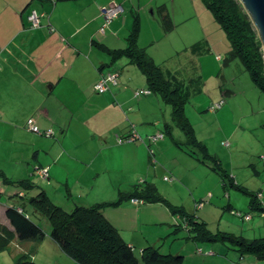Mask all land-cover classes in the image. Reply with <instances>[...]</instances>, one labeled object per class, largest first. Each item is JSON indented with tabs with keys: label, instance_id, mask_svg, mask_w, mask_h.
Returning <instances> with one entry per match:
<instances>
[{
	"label": "crops",
	"instance_id": "0c3cea01",
	"mask_svg": "<svg viewBox=\"0 0 264 264\" xmlns=\"http://www.w3.org/2000/svg\"><path fill=\"white\" fill-rule=\"evenodd\" d=\"M1 2L0 127L8 128L12 140L22 143L26 150V153L21 151L23 157L17 155V161L14 158L11 163L14 172L5 174L9 175L8 182L41 188L52 203L70 209L74 205L96 203L87 204V196L75 194L73 187L93 188L95 180L104 181L108 177L103 186L107 189L103 194H97V199H101L98 202L110 203L103 208L104 216L120 229L129 244H143L147 241L148 225L159 219L157 215H150L148 208L153 207L144 203L146 201L137 204L130 201L126 191L120 189V178L143 173L156 176V172L167 171L171 176L173 173L180 176L186 167L178 172L176 159H184L190 165L195 161L186 158L202 156L199 150H188L178 144L185 139L181 138L171 119V105H165L168 102L159 92L150 90L147 96L152 99L147 97L141 103L142 96L136 95L135 91L148 88L141 83L142 71H137L139 68L126 54H113V50L126 47L128 33L136 21V43L156 62L157 57L150 48L157 39L158 26L161 24L163 34L168 31L161 18L166 14L173 21L166 4H157L156 0ZM112 3L120 4L122 11L102 31L100 9ZM31 9L41 13L37 26H31L27 20ZM108 71L118 72V83L111 90L96 92L94 81ZM224 92L233 90L229 88ZM218 99H223L222 95ZM156 107L163 109L162 115L154 109ZM29 117L41 129H52V135L30 131L25 124ZM157 133L163 136L151 139ZM127 135H135V139L118 142V137ZM38 168H45L47 175L40 176ZM34 174L42 177L40 186L31 180ZM116 183L118 187H115ZM46 187L53 188L52 193ZM28 190L35 191L33 188ZM21 193L28 197L24 189ZM13 201L16 203L10 198L0 200V221L7 225L5 209ZM197 201L199 199L193 198L194 204ZM198 203L196 207L201 204ZM226 206L231 204L227 202ZM184 215L193 225L194 214ZM186 223L189 224L183 220V225L178 224L179 228L190 234L191 225ZM48 232L37 243L15 238L23 247L11 260L32 249V245H36L37 250L46 239L63 264H78L50 239ZM178 253L183 256L182 252ZM32 256L37 259L34 253Z\"/></svg>",
	"mask_w": 264,
	"mask_h": 264
},
{
	"label": "rangeland",
	"instance_id": "374dc122",
	"mask_svg": "<svg viewBox=\"0 0 264 264\" xmlns=\"http://www.w3.org/2000/svg\"><path fill=\"white\" fill-rule=\"evenodd\" d=\"M1 1L0 6L3 4ZM156 1L157 4H166L174 26L166 29V34L160 30L161 24L158 26L155 37L157 39L150 48L157 57L154 62L163 74L170 76V88L184 97V114L200 144L204 145L205 156L217 157L220 167L228 173L226 178L234 177L238 185L229 184L227 181L224 185L213 161L204 160L203 156L186 158L195 161V164L190 165L184 159H176L178 172L186 167L181 177L174 173L175 177L171 176L168 171L156 172V176L152 173L146 176L143 173L140 176L121 177L120 189L126 191V194L134 187L144 186L149 182L155 185L160 195L157 200L144 202L153 207L148 208L149 213L157 215L159 222L150 223L147 241L133 248L138 252L141 245L151 244L164 253L182 252V264H264V259L258 258L254 253L240 256L236 250L237 245L224 236L226 232L247 238L264 235V215L258 210L249 211L247 194V191L257 192L259 200L264 201V88L252 78L249 69L238 55L229 58L231 41L228 33L204 0ZM239 4L240 12H246L240 1ZM256 32L258 35L257 29ZM260 47L262 50V46ZM137 71L141 73L140 69ZM144 78L145 75L142 74L141 83L147 86ZM115 86L112 85L111 88ZM229 88L233 92H224ZM221 95L223 100L219 104L220 107L212 109L211 105L219 102L221 99L217 98ZM139 96H142L141 103H144L147 97L152 99L147 94ZM161 103L163 105L162 99ZM154 109L160 115L163 114L162 108ZM166 115L170 118L168 112ZM161 126L165 128L164 125ZM176 127L181 138L185 139L183 130ZM22 146V143L12 140L8 128L0 127L2 201L16 199L15 193L19 188L24 189L27 196L35 194L36 189L29 191L23 188V183L12 184L13 181L8 182L9 175H5L13 174L11 163L14 158L17 161V155L23 157L21 151L26 153ZM163 175L168 178H163ZM38 176L34 174L31 180L40 186L42 177ZM105 181H108V177L104 181L95 180L93 188H73L75 194L86 195L89 204L101 200L97 199V194L101 195L107 189L103 187ZM187 184L193 187H185ZM115 187H118L117 183ZM46 189L52 193L53 188ZM193 198L199 201L194 204ZM198 202L201 204L196 207ZM227 202L231 206L227 207ZM237 211H249L250 217L242 218ZM184 213L194 214L193 226L200 227L204 235L200 238L189 236L187 231L179 228V225H183L181 216H184ZM36 221L48 232L49 224L44 217L39 216ZM187 222V225L192 226L191 222ZM18 242L13 239L8 248L0 250V264H9L12 256L21 252L23 245ZM51 247L53 246L45 239L37 250L36 245H32L33 252L30 256L33 258L34 253L37 258L35 260H40V264H63Z\"/></svg>",
	"mask_w": 264,
	"mask_h": 264
},
{
	"label": "trees",
	"instance_id": "16d2710c",
	"mask_svg": "<svg viewBox=\"0 0 264 264\" xmlns=\"http://www.w3.org/2000/svg\"><path fill=\"white\" fill-rule=\"evenodd\" d=\"M204 1L228 33L231 41L229 58L238 55L249 69L252 78L264 88V59L261 43L248 14L244 10L242 13L240 12L241 7L238 0ZM161 19L166 29L173 26L166 14ZM136 35L137 23L134 21L128 33L126 47L113 50V54H126L129 61L145 75L148 89L159 92L162 98L170 103L171 119L185 134V140L178 144L188 150L197 149L204 159L212 160L224 185L227 182L238 185L236 180L226 178L228 173L220 167L217 157L207 158L205 156L204 145H201L196 138L193 127L184 114V97L182 98L179 93L170 88L168 79L164 77L157 64L145 53L143 48L137 45ZM23 188L36 189L37 193L25 197L21 193L23 189H20L15 193L17 195L16 203L13 202L12 205L6 206L5 216L9 225L0 221V250L6 248L9 242L15 238L25 242L41 240L46 232L36 221L40 216L44 217L49 224L50 239L78 264H182L183 256L181 254L164 253L151 244L143 245L136 252L122 236L120 229L104 216L103 208L110 203L96 202L90 205H74L70 209H64L52 203L41 188H28L26 184ZM247 194L249 195V211L258 210L264 215V201L259 200L258 193L247 191ZM127 195H129L128 198L136 197L143 201H154L160 198L155 185L149 182L144 186L134 187ZM249 211H237V214L243 217ZM183 220L188 221V216L184 215ZM191 229L189 234L191 236L200 238L204 235L200 227L195 228L192 225ZM231 235L226 232L224 236L237 245L236 250L240 256L254 253L258 258L264 259V235L252 238ZM32 252V249L23 252L9 264H40L30 256Z\"/></svg>",
	"mask_w": 264,
	"mask_h": 264
},
{
	"label": "built area",
	"instance_id": "2783aa9c",
	"mask_svg": "<svg viewBox=\"0 0 264 264\" xmlns=\"http://www.w3.org/2000/svg\"><path fill=\"white\" fill-rule=\"evenodd\" d=\"M101 14L103 16V21L100 26V30H104V28L107 26V24L111 21L112 18L116 17L121 11H122V6L117 3H112L108 4L106 6L101 7L100 9ZM41 13L37 12L35 9H31L30 12L27 14V20L31 26H37L39 24V17ZM118 83V72L117 71H108L106 73H101L100 76L97 78L96 81L93 83V89L98 92L102 93L105 92L106 90H109L112 85H116ZM150 92V89L148 88H140L135 91L136 95L140 94H148ZM223 99H221L219 102H216L211 105L212 109L220 107V103ZM25 124L27 127L33 131L44 133L46 135H49L52 133V129L46 128V129H39L38 125L35 123L34 119L32 117H29L26 121ZM162 133H157L155 135L151 136V139H157L158 137H162ZM134 140L135 135H127L126 137H118V142L122 140ZM227 142H225L226 144ZM37 173L44 177L47 175V171L45 168H38ZM164 178H168L167 176H164ZM130 201L133 203H142L143 200L136 198V197H130ZM245 219H248L250 215L246 213L243 216Z\"/></svg>",
	"mask_w": 264,
	"mask_h": 264
},
{
	"label": "water",
	"instance_id": "95a60500",
	"mask_svg": "<svg viewBox=\"0 0 264 264\" xmlns=\"http://www.w3.org/2000/svg\"><path fill=\"white\" fill-rule=\"evenodd\" d=\"M248 16L258 31V37L262 46L264 59V0H239Z\"/></svg>",
	"mask_w": 264,
	"mask_h": 264
}]
</instances>
